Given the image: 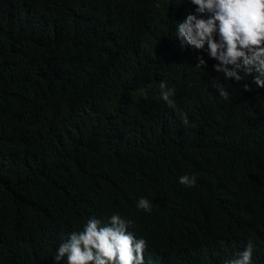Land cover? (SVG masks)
<instances>
[{"label": "trees", "instance_id": "1", "mask_svg": "<svg viewBox=\"0 0 264 264\" xmlns=\"http://www.w3.org/2000/svg\"><path fill=\"white\" fill-rule=\"evenodd\" d=\"M189 11L0 0V264H56L71 233L113 214L147 241L145 264H225L249 241L264 264V89L255 72L215 71L207 44L182 45Z\"/></svg>", "mask_w": 264, "mask_h": 264}, {"label": "clouds", "instance_id": "2", "mask_svg": "<svg viewBox=\"0 0 264 264\" xmlns=\"http://www.w3.org/2000/svg\"><path fill=\"white\" fill-rule=\"evenodd\" d=\"M195 11H189L186 19L178 23L177 38L182 45L196 50L208 46V55L219 61L214 65L226 79L237 82L251 75L252 84L264 89V0H190ZM206 68L203 57L198 58L196 68ZM243 70L245 77L239 75ZM219 95L227 99L229 93L223 84L213 85ZM245 91H251L248 84ZM161 99L170 108L175 107L172 99L175 89L161 82ZM180 184L191 188L197 182L195 175H183ZM137 208L150 213L151 202L141 197ZM132 221L113 214L107 224L93 217L81 232H73L62 243L55 255L56 264L67 257V264H145L147 241L136 239L129 231ZM254 248L251 241L236 258L225 264H253ZM147 264H152L151 260Z\"/></svg>", "mask_w": 264, "mask_h": 264}]
</instances>
